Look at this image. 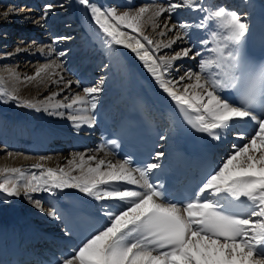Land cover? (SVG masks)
Returning <instances> with one entry per match:
<instances>
[{"label": "snow or ice", "instance_id": "1", "mask_svg": "<svg viewBox=\"0 0 264 264\" xmlns=\"http://www.w3.org/2000/svg\"><path fill=\"white\" fill-rule=\"evenodd\" d=\"M77 2L90 12L96 34L108 46L109 54H114L121 47L130 50L154 78L158 88L170 98V102H174L186 126L197 134H205L213 145L221 144L230 135L238 136L241 141L247 139V142L242 146L233 145L218 170L215 165L205 166L196 180L183 184L178 197H171L158 180H150V176H158L162 169L159 159L165 153L157 151V162L146 163L143 167H132L133 159L129 157L113 163L95 155L86 157L84 153H76L64 167H46L43 163H36L32 168L38 171L30 174L19 167H0V198L10 201L23 195L35 208L43 211L41 201L34 200L33 194L76 189L102 202L99 205L103 214L101 220L85 235L78 248L65 253L67 258L59 264H264V110L244 112L233 107L234 102L228 98L233 96L232 92L217 83L218 75L214 68L203 63L207 59L201 60L199 72L186 73L189 80L194 78V82L184 84L181 90L177 85L185 80V76H180L178 80H167L165 76L171 72L173 62L188 57L191 49L184 48L171 58H157L142 42L145 41L157 52L170 48L181 39L180 32H177L175 40L156 41L154 44L144 34V26L151 23L155 28L156 17L165 12L174 13L182 4L192 6L196 0H181V3L169 0L167 8L160 7L147 17V7L121 13L114 7L97 6L93 0ZM219 10L211 12L207 19L214 21L218 27V18L213 13L228 17L225 21L228 32L224 40L228 47H218L220 41L213 37V33L219 32L214 31V46L211 48L214 57L239 48L249 30V24L243 22L236 11ZM53 11V4H46L41 19L47 18ZM13 14L21 15L14 5L9 6L3 16L7 19ZM35 23L42 26L40 21ZM179 27L187 29L188 25L180 24ZM161 35L164 33L161 32ZM67 39L70 37L56 36L52 44L57 45ZM21 51L29 50L17 47L6 56ZM39 51L44 52V49ZM53 52L55 47L50 45L48 54ZM58 55L63 57L65 53L61 51ZM62 71L63 65L52 60L38 67L34 75L24 77L26 82L39 79L40 83L58 86L57 92L38 102L21 99L15 90L4 86L0 77V101L58 116L65 114L60 109H66L69 110L68 118L77 127L93 124L94 117L89 113L98 107L105 78L101 77L92 86L83 87V95L65 97L67 103L59 100L49 103L70 90L74 83H80L65 80ZM9 74L19 79L14 70L10 69ZM202 75L207 79H202ZM218 93H223L224 98ZM159 139L166 141L167 137L161 135ZM121 182L138 186L140 190L130 187L119 190ZM222 192L230 193L237 200L244 198L247 211L238 214L219 210L212 194ZM168 199H177V202H165ZM182 201H186L183 206ZM48 215L55 217L51 211ZM88 235L90 238H87Z\"/></svg>", "mask_w": 264, "mask_h": 264}, {"label": "bare ground", "instance_id": "2", "mask_svg": "<svg viewBox=\"0 0 264 264\" xmlns=\"http://www.w3.org/2000/svg\"><path fill=\"white\" fill-rule=\"evenodd\" d=\"M107 1L108 0H93V2L97 4V6H100L102 8L108 7ZM144 1L146 2V4L140 7H147L149 9V12L146 14V17L151 16L152 13L154 11H157L160 7H165L163 3L160 2L161 0L157 1V3L155 0ZM226 1H234L235 8L237 9L236 12L242 17V21L248 24L250 23L254 10V0H224V2ZM261 1L264 4V0ZM110 2L118 4L121 2V0H110ZM137 2V0H124V5H126L128 8L122 10L121 13L124 11H137L140 7L131 8V6H133ZM148 2L152 3L147 4ZM212 2L213 0H196V3H194V5L192 6L184 5L177 9L174 13H164V19H162L161 22L156 23L157 27L153 28L151 23H147L144 26L145 35L149 36V38L150 34L155 35L156 38L152 39L153 42H155V39L156 41L164 42H168L169 40H175L177 33H171L172 31H176L175 27L173 26L178 25L174 24V21L178 17V10H182L181 12H186L187 18L184 24H187L188 28L181 29L179 27L181 39L177 40L176 43H174L170 48H162L157 52L152 46L147 45L145 41L142 40V42L145 43V46L148 47L149 51L152 52V54L157 58L159 57V53L168 51L173 46L186 44L187 48L191 49L189 56L181 57L175 60L173 62L172 67L177 63L184 62V59H186L187 62L190 63L192 66L196 65L195 72H199L201 60L214 58V54L211 52V48L214 46L212 43V33L214 31H220L214 21H210L207 19L210 16L211 12L219 10V8L222 7L218 6L219 8H217L216 10L213 9V7L210 8L209 6L212 4ZM232 4L233 3H231V5ZM71 7V13H73L74 15L71 14L70 16H68V19L74 17L79 19V26L83 27V32L81 33L82 46H79L80 44H77L75 43L76 41H74L72 51L75 52L78 50L79 52H81L83 50H86L91 51L92 53L103 52L107 56L109 54L108 46L103 42L102 37L96 39V37L92 38L94 37L92 35L90 37L88 36V34L92 33V26L94 27V21L91 18L90 12L86 11L85 8L77 2V0L74 1V4ZM58 9L59 8H57V10ZM76 12L79 13V15H77ZM3 13H0L1 21L2 19H5ZM19 18H21V16H19ZM159 18H161V16L156 17L155 22L158 21ZM43 20L40 19L39 21L41 22ZM49 20L50 22L48 21V25H51V23L54 21L51 20V18H49ZM165 24H167V27H165ZM30 25L32 27L38 26L37 23H31ZM159 25H161V27ZM169 29H171V31H169ZM90 30L91 32H89ZM124 30L129 31L130 34H134L131 33V30ZM146 30L149 32L146 33ZM46 31L49 30L46 29ZM161 32H163L164 35H161ZM54 34L58 35L60 33L59 31H56L54 32ZM161 37H163V39H160ZM165 38L169 39H167L166 41L164 40ZM30 43L33 44V42ZM9 44L10 43H8L6 47H8ZM51 46L55 47V50L57 48L63 47L60 44H52ZM77 53L78 52H75V56H77ZM32 54L36 57L44 59V62L40 63L41 65L48 63L52 60H56L57 62H59L52 53L50 55L48 54V50H44V52H35ZM30 56L32 55L27 54L25 59H20V61L16 62L15 65L17 71L15 72L18 76L20 74L22 76L19 77L18 80L15 77L11 76L8 82H10L9 84H11V90H15L16 95H18L21 99H28L33 102L43 101L46 97L50 96L51 93L57 92L59 88L58 86L53 85L51 83H40L39 79L30 82H26L24 80L25 76L34 75L35 70L41 66H37V68L34 67V64L32 65L30 61L27 60L28 58H30L29 60H31ZM107 60L110 61H107L106 64L108 65V67H105L103 71L101 70V72L105 74V90H103L100 94L97 109L94 110L92 113H89V115H92L94 117L93 124H81L79 127H77L76 123H74L68 118L69 110L66 109H60V111L64 110L65 114L63 116H58L49 114L48 112H44L43 110L35 111L32 109L17 106L18 111L15 117L8 115H0V143L1 145H4L0 147V152L6 149L11 150L17 147L22 148L24 151L34 152V154H24V151V153H14L13 151H8L4 155L2 154V156H0V167H19L22 168L26 173L30 174L33 171H38L32 168V165L36 163H43L46 167H64L66 166L67 160L71 159L76 153H84L86 157L87 155H95L98 159L111 160L113 163L120 160L102 145L100 140L99 127L97 124L98 116L101 113H103L104 115H108L109 113L115 111H117L116 115H118L119 109L123 108V103L126 101V97L130 92L134 93L137 91V89L143 91L148 88V84L154 85L156 88H158V85L155 82L154 78L151 77L149 73H147L146 69L143 67L142 62H140L138 58H135L134 54L130 53V50L123 49L122 47L118 48L116 50V54H113V57L111 54H109V59ZM187 62L185 61V63ZM97 63L98 61L94 64L92 63L91 67L87 66L85 72H81L80 75L76 78H73L76 71H71V69L74 68L73 65H71L72 62H69L65 66L61 63L63 65V71L61 72V75L64 76L65 80L70 79L74 82L79 81L80 83L78 85L74 83L70 90L64 91L58 97L49 101V103H56L57 100L67 103L68 101L65 100V97H70L75 94L83 95V88L81 87H83V85L89 84L95 79L96 75L95 73H93V68ZM67 70L69 71L67 72ZM172 70H174V77L169 78L166 75L165 79L178 80L180 76L176 75L175 69ZM189 71L191 70H188L187 72ZM4 74L10 75L9 70ZM184 76L185 80L181 84L177 85V87L181 90L183 89L184 84H190L194 82V78L193 80H189L186 74ZM158 90L167 99L170 100V98H168L167 95L162 92V90H160L159 88ZM168 117L169 115L164 116V118L166 119H168ZM169 123L170 121L167 120L166 130H168ZM21 125H23V129H29V126L32 127L30 129L32 135L28 133H21L20 135L19 132L17 134V140H15L12 136L11 130H13L14 134H16L17 132H15V129L19 128ZM231 137L232 135L228 136L227 139L224 140L221 144L213 145L214 151L220 158L222 157L221 153H225V157H222L221 160L226 159L227 155L230 154L227 146L228 141ZM248 138L250 139V137ZM24 142L30 143L29 146H27V144H24ZM9 152L12 153L11 156L8 155ZM41 157H45L46 159L41 160ZM119 190L125 189L120 186ZM66 193L74 196L79 195V197L81 198L78 197V199L89 207L92 205L98 206L102 203L100 201H95L93 198L86 196L85 194L79 192V190L76 189L57 190V192L54 194H33L34 199L37 198L41 201V204L46 205V207H42L43 211H41L40 209L35 208L33 203L29 202L27 199L24 198L23 195H21L18 198H13L15 199L14 203L12 200H0V223H5L8 221L12 222L13 220L18 219L17 221H20V223H16V226H19L20 224L22 226V222L30 225L34 224L33 226L35 227V232H37L38 236L40 237H44V233L46 232L49 234L60 232L62 231V226L58 218V203L62 200H65L63 195H65ZM50 211L55 213V217H51L48 215ZM99 213H102L101 210L99 211Z\"/></svg>", "mask_w": 264, "mask_h": 264}, {"label": "rangeland", "instance_id": "3", "mask_svg": "<svg viewBox=\"0 0 264 264\" xmlns=\"http://www.w3.org/2000/svg\"><path fill=\"white\" fill-rule=\"evenodd\" d=\"M74 1L75 0H0V13H3L4 11L7 10V8L9 6H12V5H14L16 7V9L21 13V15L13 14V15L8 16L7 19H2V21L0 20V77L3 78L4 86L7 89L11 90V87H10L11 84H9L10 82H8L11 75H6L4 73L8 72V70H10V69L17 71L16 65H15L16 62L20 61V59H25L27 54L32 55V56H30L31 60H29L30 58H28L27 60L30 61V63L32 65L34 64V67L37 68V66H40L41 65L40 63L44 62V59L40 58V57H36L32 53L40 52L39 51L40 49L48 50L49 46L52 45L53 38L56 36L70 37V39L64 40L62 43H60V45L63 47L57 48L55 50V52L52 54L57 58L59 63H62L64 66L66 64H68L69 62L70 63L72 62L71 65H73L74 68H72L71 71H74V70L76 71L73 78H76L77 76H79L81 72H85V69L87 68V66L91 67L92 63L94 64L95 62L98 61V63L95 64V66L93 68V73H95V75H96L95 79L92 82H90L89 84L83 85V87L92 86L94 83L98 82V80L101 77H103V78L105 77V74H103L101 72V70L103 71V69H105V65L107 64V61L110 62L109 60H107V59H109V54L106 56L103 52H93L92 53L91 51L83 50V51L79 52L77 50L75 52H78V53H77V56H75V52L72 51L74 41H76L75 43H77V44L79 43L80 44L79 46H82L81 45V43H82V41H81L82 40L81 39L82 34L81 33L83 32V27L79 26V24H80V22H78L79 19H77L75 17L68 19V16L73 14V13H71V8H72L71 6L74 4ZM137 1L138 2L135 3L133 6H131V8H139L140 6L146 4V2L144 0H137ZM155 1L157 3V1H159V0H155ZM107 2H108V4H107L108 7H114L118 12H121L122 10L128 8L126 5H124V0H121V2L118 4L110 2V0H108ZM160 2L163 3V5L166 8L169 6V0H161ZM171 2L172 3H181V0H171ZM231 2H233L232 5H231ZM49 3L53 4L54 11L47 18H45L43 21H41L42 26L38 25V26L32 27L30 24L35 23V21H39L42 18V15L44 12V6L46 4H49ZM150 3H152V2H148L147 4H150ZM234 3H235L234 1L224 2V0L223 1L222 0H213L212 4L209 7L210 8L213 7V9L216 10L217 8L222 6L226 10L237 11ZM182 6H184V5L182 4L181 7ZM57 8H59V9L57 10ZM181 11L182 10H178V12H179L177 15L178 17L174 21V24H178L177 25L178 27L175 26L176 31H172L171 34H175V32L176 33L180 32L179 31L180 30L179 25L184 24L186 22L187 14H186V12H181ZM165 13L167 14V12H165ZM77 15H79V13H77ZM19 16H21V18H19ZM25 17H27L28 19H25ZM164 17H165V14L162 13L161 18H159L160 20L158 19V21H156V23L161 22L162 19H164ZM49 18H51V20L54 21L51 23V25H48V21L50 22ZM58 21L60 22V24ZM169 22H170V20H169ZM159 26L161 27V25H159ZM46 29L49 31H46ZM56 31H59L60 34H58V35L54 34V32H56ZM89 32H91V30ZM145 32L148 33L149 31L146 30ZM91 35L94 36L92 38H95V37H96V39L99 38L97 36V34L95 32V28L93 26H92V33L88 34V36L90 37ZM168 37H170V36H168ZM150 38L154 39L156 37L154 34H150ZM160 39H163V37H161ZM167 39H169V38H167ZM167 39L165 38L164 40L167 41ZM30 42H33V44H31ZM155 42H156V39H155ZM8 43H10V44L8 47H6L8 45ZM17 47H20L21 49L26 48L29 51H27V52L21 51L17 55L6 56V53L14 52ZM184 48H187L186 44L173 46L170 50L159 53L158 56H165V57L171 58L172 56L175 55L176 52L182 51ZM61 51H63L65 53V55L63 57H59V55H58L59 52H61ZM115 54H116V51H115L114 55ZM111 55L113 57V54H111ZM2 57H4V58H2ZM72 57L73 58L75 57V58L73 59ZM105 59H106V61H105ZM184 60L187 62L186 59H184ZM185 61L181 62V63L176 62L177 64H175L172 67V69H175L176 75L184 76L188 70L195 72V66L196 65L192 66L188 62L185 63ZM193 67H194V69H193ZM68 71L69 70H67V72ZM173 73H174V70H171V72L169 74H166V75L169 78L170 77L173 78L175 75ZM21 76L22 75L20 74L19 77H21ZM83 87H81V88H83ZM81 88H79V89H81ZM103 90H105V89H103ZM17 106L18 105L15 103H11V102L4 103V102L0 101V115L1 116H7L8 115V116L15 117L17 115L16 113L18 111ZM16 107H17V110H16ZM63 112L65 113L64 110H63ZM1 146H4V145H1V143H0V147ZM8 151H13L14 153H24L25 152L24 154H34V152L24 151L22 148L18 147V148H14L11 150L6 149L4 151H1L0 156H2V154L4 155ZM67 151H69V150H67ZM73 151H75V150H73ZM2 199L3 198H0V200H2ZM10 200H12L14 203L15 199L11 198ZM42 207L44 208V207H46V205L42 204ZM17 220L18 219L13 220L12 221L13 223L11 221L5 222L4 225L11 228L9 230L12 232L13 231L17 232V230L23 229L22 228L23 225H30V224H26V223L22 222L23 223L22 227H20L21 224L19 226H16V223L17 224L20 223V221L18 222ZM30 226H33V225H30ZM3 227L4 226L1 224L0 229H2Z\"/></svg>", "mask_w": 264, "mask_h": 264}, {"label": "clouds", "instance_id": "4", "mask_svg": "<svg viewBox=\"0 0 264 264\" xmlns=\"http://www.w3.org/2000/svg\"><path fill=\"white\" fill-rule=\"evenodd\" d=\"M221 8L219 12H224ZM217 16L219 33L213 37L220 41L218 47L227 48L224 42L228 26L227 16ZM221 33L225 35H221ZM206 67L214 68L218 75L217 83L232 92L236 103L233 107L244 112L264 110V59L256 60L245 54L242 47L218 54L203 62ZM202 79H207L202 75Z\"/></svg>", "mask_w": 264, "mask_h": 264}]
</instances>
